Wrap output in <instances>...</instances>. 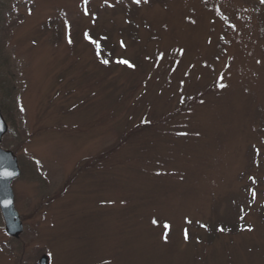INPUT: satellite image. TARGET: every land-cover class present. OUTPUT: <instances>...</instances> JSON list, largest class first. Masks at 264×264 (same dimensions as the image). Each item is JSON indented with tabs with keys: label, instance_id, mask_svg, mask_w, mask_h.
Wrapping results in <instances>:
<instances>
[{
	"label": "rangeland",
	"instance_id": "1",
	"mask_svg": "<svg viewBox=\"0 0 264 264\" xmlns=\"http://www.w3.org/2000/svg\"><path fill=\"white\" fill-rule=\"evenodd\" d=\"M0 110V264H264V0H0Z\"/></svg>",
	"mask_w": 264,
	"mask_h": 264
},
{
	"label": "water",
	"instance_id": "2",
	"mask_svg": "<svg viewBox=\"0 0 264 264\" xmlns=\"http://www.w3.org/2000/svg\"><path fill=\"white\" fill-rule=\"evenodd\" d=\"M9 127L0 110V143L8 133ZM12 173L4 176L3 172ZM21 175L18 159L11 151L0 148V211L5 223L6 234L14 239H19L24 233V225L20 214L15 207V194L12 184ZM40 264H49L45 256Z\"/></svg>",
	"mask_w": 264,
	"mask_h": 264
},
{
	"label": "snow or ice",
	"instance_id": "3",
	"mask_svg": "<svg viewBox=\"0 0 264 264\" xmlns=\"http://www.w3.org/2000/svg\"><path fill=\"white\" fill-rule=\"evenodd\" d=\"M136 2L137 3H139L140 2V0H136ZM118 63H124V64H128L129 66H132V65H130V62H128V61H117ZM103 63H105V64H107V63H109V61L108 60H104L103 61ZM223 86V85H222ZM12 173H9V172H7V171H5V172H3V175L4 176H10ZM252 195H253V197H255V192L253 191L252 192ZM220 231H223L224 229L223 228H221V229H219ZM248 230H251V229H248ZM185 238L187 239V233H186V235H185ZM165 239H167L166 237H165Z\"/></svg>",
	"mask_w": 264,
	"mask_h": 264
}]
</instances>
